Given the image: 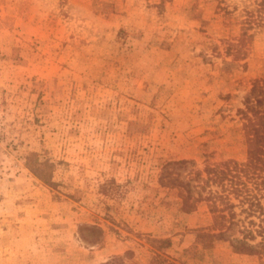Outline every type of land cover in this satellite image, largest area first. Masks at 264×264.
<instances>
[{"label":"rangeland","instance_id":"1","mask_svg":"<svg viewBox=\"0 0 264 264\" xmlns=\"http://www.w3.org/2000/svg\"><path fill=\"white\" fill-rule=\"evenodd\" d=\"M260 77L264 0H0V264H264L166 167L244 160Z\"/></svg>","mask_w":264,"mask_h":264},{"label":"trees","instance_id":"2","mask_svg":"<svg viewBox=\"0 0 264 264\" xmlns=\"http://www.w3.org/2000/svg\"><path fill=\"white\" fill-rule=\"evenodd\" d=\"M244 103V113L260 117L244 160L230 159L224 165L205 164L199 169L194 160L182 159L169 161L166 167L192 165L188 179L180 180V172L175 178L185 190L182 208L189 212L204 200L212 215L209 230L228 240L234 251L257 254L264 252V78L253 81ZM231 230L235 235L226 236ZM257 236H261L259 241H255ZM113 259L115 264H126L123 256L101 264H114Z\"/></svg>","mask_w":264,"mask_h":264}]
</instances>
